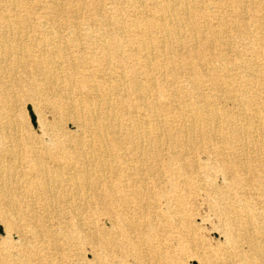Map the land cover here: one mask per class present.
Returning <instances> with one entry per match:
<instances>
[{
    "label": "bare ground",
    "instance_id": "bare-ground-1",
    "mask_svg": "<svg viewBox=\"0 0 264 264\" xmlns=\"http://www.w3.org/2000/svg\"><path fill=\"white\" fill-rule=\"evenodd\" d=\"M50 87L73 130L0 132V264H264V0H0V101Z\"/></svg>",
    "mask_w": 264,
    "mask_h": 264
},
{
    "label": "rangeland",
    "instance_id": "rangeland-1",
    "mask_svg": "<svg viewBox=\"0 0 264 264\" xmlns=\"http://www.w3.org/2000/svg\"><path fill=\"white\" fill-rule=\"evenodd\" d=\"M7 78H3L2 80H6ZM59 88H45L39 93H34L31 90L23 89V88H13L9 89L4 95L3 100L0 101L1 106V118H0V132H4L5 134L12 135H23L27 133L31 138H39L42 136V124L44 121H52L55 118L63 119L60 120V126L63 130H73V127L70 126V121L67 116H64V109L59 108V104L64 105V99L60 95ZM30 92V93H29ZM140 111H144V108H141ZM68 114V113H67ZM17 130V131H16ZM217 137V136H215ZM204 144V143H203ZM4 144L0 143V151H2ZM196 156H194L195 159ZM200 170L202 171H215L216 174L219 175L218 182L221 181V176L219 170L216 166H214L210 161V159H199ZM206 179L207 175H206ZM21 204L25 202L23 197L18 198ZM9 207L3 206L0 207V215L5 213L4 211ZM201 213H208V208H203ZM1 218V217H0ZM214 218H210L213 220ZM216 223L214 220L211 224ZM0 237L3 235L2 227L0 226ZM210 230L209 226L207 228L199 230V234L201 236L200 241L209 245V248H214L217 245H222L223 243V235H218L217 231ZM204 232V233H203ZM205 236V237H204ZM203 240V241H202ZM210 240V241H209ZM221 240V241H220ZM209 241V242H208ZM90 244H85L84 242L80 244L78 249V257L80 264L90 263L93 259V251L91 250ZM187 254H191L190 252L198 251L201 248L197 247L196 244L188 242L186 245ZM119 258V259H118ZM101 263L97 264H123L120 262V257L116 253L111 254V256L106 257L105 259H98ZM185 264H196V260L190 257H186Z\"/></svg>",
    "mask_w": 264,
    "mask_h": 264
}]
</instances>
